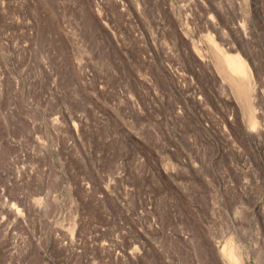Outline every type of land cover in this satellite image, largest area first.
<instances>
[{
	"label": "rangeland",
	"instance_id": "1",
	"mask_svg": "<svg viewBox=\"0 0 264 264\" xmlns=\"http://www.w3.org/2000/svg\"><path fill=\"white\" fill-rule=\"evenodd\" d=\"M228 242L264 264V0H0V264Z\"/></svg>",
	"mask_w": 264,
	"mask_h": 264
},
{
	"label": "bare ground",
	"instance_id": "2",
	"mask_svg": "<svg viewBox=\"0 0 264 264\" xmlns=\"http://www.w3.org/2000/svg\"><path fill=\"white\" fill-rule=\"evenodd\" d=\"M225 60L230 71L233 74L238 75L239 77L243 78L246 81L251 80V75L248 71V67L246 63L239 56L225 55ZM223 251L227 252L229 258L232 259L233 264H240V260L233 255L234 245L232 244V242H228L226 245H224Z\"/></svg>",
	"mask_w": 264,
	"mask_h": 264
}]
</instances>
